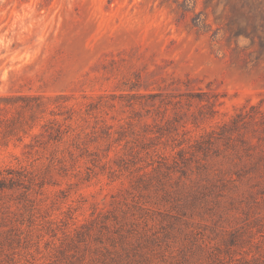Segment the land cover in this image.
<instances>
[{
    "label": "rangeland",
    "instance_id": "374dc122",
    "mask_svg": "<svg viewBox=\"0 0 264 264\" xmlns=\"http://www.w3.org/2000/svg\"><path fill=\"white\" fill-rule=\"evenodd\" d=\"M151 92L182 99L172 133ZM18 93L97 107L63 142L45 120L0 142V169L36 178L29 200L0 190V264H264V0H0V96ZM240 112L216 153L158 167L155 147L192 157Z\"/></svg>",
    "mask_w": 264,
    "mask_h": 264
},
{
    "label": "trees",
    "instance_id": "16d2710c",
    "mask_svg": "<svg viewBox=\"0 0 264 264\" xmlns=\"http://www.w3.org/2000/svg\"><path fill=\"white\" fill-rule=\"evenodd\" d=\"M149 98H158L159 106L164 105L165 111L162 117V120H165L166 126L160 127L157 131L161 135L172 133L174 130H177L179 127L174 123L180 122V116L175 112V115L170 118L168 116V106H175L182 101L178 99V96H165L163 92H151L148 94ZM67 98L64 94H59L54 97H46L41 94H24L18 93L13 95H1L0 104L10 105L12 111H9L4 116L0 117V142L3 144H8L11 139L16 138L17 140H22L26 134L31 132L41 121L45 120L41 126L48 132L49 140H55L63 142L64 138L76 131L74 124L76 121L81 118L83 120L87 119L91 114V111L97 106L93 102L89 103L88 108L85 109V112L80 110H75L73 107H69L66 103ZM52 105H54L52 107ZM155 105V104H152ZM255 106H251V109H254ZM211 113L215 110L210 109ZM47 115L52 117L47 118ZM247 112H240L234 115L229 121L223 123V125L218 124V129H212L209 132L203 133L199 138L195 139V143H191L190 147L193 146L194 150L191 152L192 157H187V154L184 148H181L177 151L180 161L172 155V153H166V151H160L157 147L153 150L155 154L162 157V160H159L160 164L158 167L164 166L167 168V172L170 173V170L173 167L179 166L182 162L186 165L189 159H192L197 153H201L204 156H208L211 152L216 153V147L214 144L218 140H229L231 137L229 134H232L239 129V122L243 120ZM187 121H184L181 126L184 128L185 133L187 131ZM192 123H196L195 120H192ZM147 143L141 145V150L137 149L135 155H141L142 151H146V154L150 155L151 149ZM173 158V165L169 163V158ZM141 160V159H140ZM164 160V161H163ZM153 165V162H149L146 166L138 167L139 170H144L145 167ZM158 167H155L154 170H158ZM174 168L171 171H175ZM183 168H180L182 171ZM184 173V171H182ZM30 173V172H29ZM24 169L17 168H5L0 169V190L7 188H23L24 191L21 192L22 197L25 200H29L28 191L31 189V185L35 181V176L29 175ZM167 173V175H168ZM147 174L149 172L145 170L143 174H139L138 181H141L148 185ZM166 175V173H165ZM39 186L43 187L45 182L43 180L38 182Z\"/></svg>",
    "mask_w": 264,
    "mask_h": 264
}]
</instances>
